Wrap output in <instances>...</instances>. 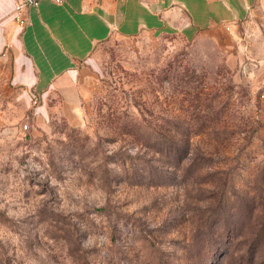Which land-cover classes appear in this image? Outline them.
<instances>
[{
  "label": "rangeland",
  "instance_id": "1",
  "mask_svg": "<svg viewBox=\"0 0 264 264\" xmlns=\"http://www.w3.org/2000/svg\"><path fill=\"white\" fill-rule=\"evenodd\" d=\"M248 30L110 36L78 118L35 124L0 79V264H264V57ZM185 140L193 163H170Z\"/></svg>",
  "mask_w": 264,
  "mask_h": 264
},
{
  "label": "crops",
  "instance_id": "2",
  "mask_svg": "<svg viewBox=\"0 0 264 264\" xmlns=\"http://www.w3.org/2000/svg\"><path fill=\"white\" fill-rule=\"evenodd\" d=\"M14 0H0V79L35 124L78 118L94 48L112 35L176 34L192 40L225 31L254 32L251 50L264 57V0H63L29 8L14 20ZM249 33V34H250ZM225 34V33H224Z\"/></svg>",
  "mask_w": 264,
  "mask_h": 264
},
{
  "label": "built area",
  "instance_id": "3",
  "mask_svg": "<svg viewBox=\"0 0 264 264\" xmlns=\"http://www.w3.org/2000/svg\"><path fill=\"white\" fill-rule=\"evenodd\" d=\"M46 1H51L56 4H61L63 0H14V20L16 24L19 27H23L25 25V19H24V14L27 9L29 8H35L37 7L40 3L46 2Z\"/></svg>",
  "mask_w": 264,
  "mask_h": 264
},
{
  "label": "trees",
  "instance_id": "4",
  "mask_svg": "<svg viewBox=\"0 0 264 264\" xmlns=\"http://www.w3.org/2000/svg\"><path fill=\"white\" fill-rule=\"evenodd\" d=\"M166 159L171 162H177L179 164H187L194 161V153L190 149V145L188 142H184L183 146L171 148L166 155Z\"/></svg>",
  "mask_w": 264,
  "mask_h": 264
}]
</instances>
